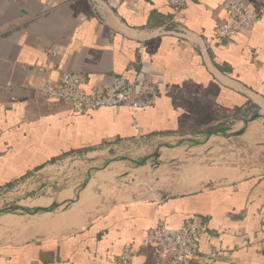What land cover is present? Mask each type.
<instances>
[{
    "label": "crops",
    "instance_id": "1",
    "mask_svg": "<svg viewBox=\"0 0 264 264\" xmlns=\"http://www.w3.org/2000/svg\"><path fill=\"white\" fill-rule=\"evenodd\" d=\"M223 1L187 0L176 10L168 0H139L133 13L103 0H0V191L19 182L30 190L77 156L94 168L82 182L56 190L57 182L13 205L17 213H0V264H116L126 244L187 218L208 225L191 264H264V170L181 191L94 199L96 183L114 179L99 172L116 161L109 153L120 143L158 139L166 142L159 151L171 150L226 138L228 129L246 127L245 137L256 121L264 127V0H245L260 20L231 39L215 36L229 19ZM176 22L189 37L177 33ZM66 71L80 73L87 90L117 77L149 78L155 104L79 114L35 88ZM246 105L260 116L248 122L255 113L238 110ZM40 196L43 203L28 207ZM134 264H159L157 248L141 245Z\"/></svg>",
    "mask_w": 264,
    "mask_h": 264
},
{
    "label": "rangeland",
    "instance_id": "2",
    "mask_svg": "<svg viewBox=\"0 0 264 264\" xmlns=\"http://www.w3.org/2000/svg\"><path fill=\"white\" fill-rule=\"evenodd\" d=\"M242 130L228 129L226 130V138L219 137L203 144L182 142L178 148L171 150L159 151V147L166 142L158 139L120 143L118 146H114L113 153L109 154L117 155L114 156L115 158L125 159L133 156L132 163L125 165V160L102 163V171L99 174L104 173L108 177L113 176L114 179H103L99 183V187L96 183L97 188L95 189H99L101 194L94 195V199L96 198L97 202L102 195L106 194V196L112 194L121 198V194H117V191L118 193L120 191L133 192L134 194H148L150 191L168 193L169 188L181 191L186 188L187 183L194 184L195 181L204 182L217 179L222 175L227 176L225 178L227 180L230 178L237 179L263 171L264 127L256 121L245 137L239 135ZM255 134L258 137L250 139ZM238 135L239 137H237ZM145 144L150 147L145 148ZM158 152L161 154L158 155ZM82 158L83 156H77L67 160V162H58V166L49 172V176L52 177L36 178L30 190V185H28L25 187L26 190L21 191L24 187L22 182H19L13 188L0 191V213L6 209H12L17 213L12 207L13 205L28 197L42 194L47 187L53 186L57 182L59 183L55 186L56 190H61L69 185L72 186L77 181L82 182L81 177L94 169L91 161L81 160ZM76 161L78 162L76 163ZM70 172H72L71 176H66ZM86 179L89 178L86 177L83 182ZM210 182L217 181L211 180ZM105 184L109 185L107 189H105ZM83 186L84 184L81 183L79 188H84ZM91 198L89 195V201Z\"/></svg>",
    "mask_w": 264,
    "mask_h": 264
},
{
    "label": "built area",
    "instance_id": "3",
    "mask_svg": "<svg viewBox=\"0 0 264 264\" xmlns=\"http://www.w3.org/2000/svg\"><path fill=\"white\" fill-rule=\"evenodd\" d=\"M103 1L113 9L125 4L133 13L139 3V0ZM168 1L176 10L187 3V0ZM223 7L229 19L217 25L215 36L218 38L231 39L241 33L251 32L260 20L259 14L251 10L245 0H224ZM176 25L178 34L189 37L190 32L185 25L178 22ZM35 88L47 97L70 103L79 114L109 107L148 108L155 104L157 96V87L149 78L132 81L117 77L109 85L87 90L84 87V77L72 71L64 72L57 80L42 77ZM207 229V223L196 218H187L175 228L161 224L140 241L126 244L116 259V264H134L141 245H153L157 248L159 264H191V259L199 253V240ZM211 256L215 257L216 254L213 252Z\"/></svg>",
    "mask_w": 264,
    "mask_h": 264
},
{
    "label": "trees",
    "instance_id": "4",
    "mask_svg": "<svg viewBox=\"0 0 264 264\" xmlns=\"http://www.w3.org/2000/svg\"><path fill=\"white\" fill-rule=\"evenodd\" d=\"M253 108H255V110H253ZM257 108L258 107L254 106V105H246V106H242V107L238 108V110L240 111V115L241 116L248 117V116H250V115H252L254 113L258 114ZM38 211H40V209Z\"/></svg>",
    "mask_w": 264,
    "mask_h": 264
},
{
    "label": "water",
    "instance_id": "5",
    "mask_svg": "<svg viewBox=\"0 0 264 264\" xmlns=\"http://www.w3.org/2000/svg\"><path fill=\"white\" fill-rule=\"evenodd\" d=\"M260 115H259V113L258 114H255L254 116H252L251 118H250V120H248V122L249 121H251V120H254V119H256V118H258ZM247 122V123H248ZM245 131H246V127L245 128H243V130L240 132V134L242 135V134H244L245 133ZM211 135H218V136H224L225 135V132L224 131H221V132H218V133H213V134H211ZM210 135V136H211ZM196 140V139H195ZM116 160H125V158H115ZM127 159V158H126ZM1 213H16L14 210H12V209H6V210H2L1 211Z\"/></svg>",
    "mask_w": 264,
    "mask_h": 264
},
{
    "label": "bare ground",
    "instance_id": "6",
    "mask_svg": "<svg viewBox=\"0 0 264 264\" xmlns=\"http://www.w3.org/2000/svg\"><path fill=\"white\" fill-rule=\"evenodd\" d=\"M44 201V197L43 196H40L38 197L36 200L30 202V203H27L28 204V207H32V206H37V205H40L41 203H43Z\"/></svg>",
    "mask_w": 264,
    "mask_h": 264
}]
</instances>
